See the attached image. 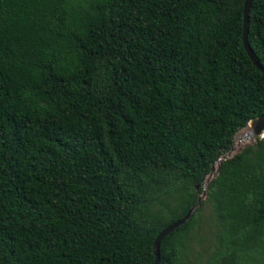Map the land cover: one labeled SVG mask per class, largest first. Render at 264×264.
<instances>
[{"label": "trees", "instance_id": "16d2710c", "mask_svg": "<svg viewBox=\"0 0 264 264\" xmlns=\"http://www.w3.org/2000/svg\"><path fill=\"white\" fill-rule=\"evenodd\" d=\"M246 0H0V264H153L264 115ZM248 42L264 68V0ZM199 186V189H197ZM207 264H264V138L206 189ZM202 203L160 246L182 264Z\"/></svg>", "mask_w": 264, "mask_h": 264}, {"label": "rangeland", "instance_id": "374dc122", "mask_svg": "<svg viewBox=\"0 0 264 264\" xmlns=\"http://www.w3.org/2000/svg\"><path fill=\"white\" fill-rule=\"evenodd\" d=\"M248 128L241 130L234 138L231 148L221 156H235L246 147L255 144L251 143L247 137ZM217 172L211 176V173L205 178L204 183L200 188L207 189L209 182L216 176ZM201 193V196L203 195ZM206 202V197L203 198L202 203ZM219 232V223L216 214L211 205L205 203L198 225L195 227L190 237L188 238L186 249L182 258V264H207L209 258L217 249V234Z\"/></svg>", "mask_w": 264, "mask_h": 264}, {"label": "water", "instance_id": "95a60500", "mask_svg": "<svg viewBox=\"0 0 264 264\" xmlns=\"http://www.w3.org/2000/svg\"><path fill=\"white\" fill-rule=\"evenodd\" d=\"M251 3L252 0H246L245 3V11H244V31H243V44L244 47L249 55V57L251 58L253 64L255 65V67L261 71L262 73H264V68L258 63V61L256 60L253 51L249 45L248 42V35H249V15H250V7H251ZM246 128H248V132H250V134L257 140L258 138L263 139L264 138V115L256 118L255 120H253ZM256 140L252 141L251 143L256 142ZM231 156H227V157H222L220 155V157L217 159V161L213 164L212 166V170H211V176H213V174L215 172H218V169L220 167V163L223 160H228L230 159ZM197 189H199V186H197ZM206 190H204L203 195L199 197V201L198 203L193 206L190 211L187 213V215L183 218L180 219L178 221H176L175 223L171 224L170 226H168L166 229H164L157 237L155 244H154V253H155V257L156 260L153 264H160V246L162 241L165 239V237H167L171 232H173L175 229H177L178 227H180L181 225L185 224L187 221L190 220V218L192 217L194 211L201 205V202L203 200L204 197H206Z\"/></svg>", "mask_w": 264, "mask_h": 264}, {"label": "bare ground", "instance_id": "6f19581e", "mask_svg": "<svg viewBox=\"0 0 264 264\" xmlns=\"http://www.w3.org/2000/svg\"><path fill=\"white\" fill-rule=\"evenodd\" d=\"M244 130H245V129H244ZM248 131H249V130H248ZM247 137H248L249 140H253V141L256 140V139L250 134V132L247 133Z\"/></svg>", "mask_w": 264, "mask_h": 264}]
</instances>
